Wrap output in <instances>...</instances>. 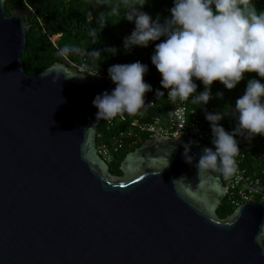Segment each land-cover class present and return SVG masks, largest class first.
<instances>
[{"label": "water", "instance_id": "95a60500", "mask_svg": "<svg viewBox=\"0 0 264 264\" xmlns=\"http://www.w3.org/2000/svg\"><path fill=\"white\" fill-rule=\"evenodd\" d=\"M7 1L0 0V264H264L255 241L264 204L220 218L224 176L199 175L195 166L212 142L152 139L113 175L98 153L105 119L92 103L111 92V80L65 63L29 75L23 54L33 10L8 15ZM190 141L198 142L193 163L183 156Z\"/></svg>", "mask_w": 264, "mask_h": 264}, {"label": "clouds", "instance_id": "9594fccd", "mask_svg": "<svg viewBox=\"0 0 264 264\" xmlns=\"http://www.w3.org/2000/svg\"><path fill=\"white\" fill-rule=\"evenodd\" d=\"M121 2L128 8L125 19L135 25L131 34L124 38L125 51L159 41L151 62L162 74L160 83L168 90V97L173 101L191 98L193 103L205 106V118L210 123L215 147L202 148L195 165L199 175L215 170L225 178L230 177L236 170L235 157L240 152L237 137H244L251 143L257 136H264V10L257 8L256 0H173L170 15L161 22L143 10L148 0ZM119 12L118 6L107 13L101 12L97 21L99 27L92 28L90 35L96 38L107 27V17L119 15ZM119 51L116 46H107L94 50L93 55L106 52L115 56ZM148 72L149 66L139 60L109 66L108 76L115 87L111 92L105 90L97 94L92 101L98 109L97 119L136 114L143 108L146 93L153 90L152 84L145 81ZM247 73H256L259 78L247 79L244 93L234 105L224 110L207 109L214 98L212 86L216 81L232 90L245 80ZM197 81L203 84L202 91H198ZM155 94L163 96L165 92L156 89ZM223 95L222 91L215 93V97ZM226 119L236 121L231 130L222 123ZM197 143H184L186 162L193 163L191 146ZM169 157L165 167L170 163ZM179 180H174V185ZM255 241L264 251V223H260Z\"/></svg>", "mask_w": 264, "mask_h": 264}, {"label": "trees", "instance_id": "16d2710c", "mask_svg": "<svg viewBox=\"0 0 264 264\" xmlns=\"http://www.w3.org/2000/svg\"><path fill=\"white\" fill-rule=\"evenodd\" d=\"M19 6H22L25 10L32 9L34 14L29 22L32 29L28 33L27 51L23 54L25 70L29 75H39L56 63L80 65L87 61L91 65L105 67L108 76L109 66L139 60L149 66L145 81L151 83L155 90H162L159 84L162 74L151 62L155 44L159 41L150 43L148 47H135L140 54L138 58L123 50L124 38L131 34L135 25L125 19L128 8L121 0H8L7 14L11 15L12 11ZM117 6L120 9L119 15L108 16L107 27L96 38H93L90 31L94 27H99L97 23L99 14L101 12L107 13L112 7ZM172 6L173 0H148L143 10L149 12L154 19L159 18L163 22L164 17L170 15L169 9ZM256 6L258 9L264 10V0H256ZM107 46H116L120 51L115 56H110L106 52L99 56L93 55L94 50H103ZM251 77L259 78L256 73H247L245 80L241 81L232 90H227L219 81H216L212 86L214 98L206 106L207 109L210 111L224 110L228 106L234 105L235 100L243 95L247 79ZM262 82H264V79H262ZM197 83L199 85L198 91H202L203 84L200 81H197ZM218 91H222L224 95L215 97V93ZM188 107L191 111L198 112L205 118V106L203 104L193 103L189 98ZM145 113L147 115L146 120L149 121H152L155 117L167 120L171 113L170 104L164 95L158 96L156 108L149 110L145 103V106L136 114H133L132 117L142 116ZM222 123L226 129L231 130L236 121L226 119ZM207 126L211 129L209 122H207ZM126 127V125L119 126L111 134H115ZM110 136L106 132L105 122L103 121L99 127V145L103 138L108 140ZM237 138L241 140L244 151L251 152L245 165H248L253 173H258L264 178V136H257L251 143L244 137ZM146 142H148L147 138L138 146L127 145L122 150L118 162L110 165L112 174L122 176L121 165L127 155L142 147ZM235 210L225 200L218 213L220 218L226 219Z\"/></svg>", "mask_w": 264, "mask_h": 264}, {"label": "built area", "instance_id": "2783aa9c", "mask_svg": "<svg viewBox=\"0 0 264 264\" xmlns=\"http://www.w3.org/2000/svg\"><path fill=\"white\" fill-rule=\"evenodd\" d=\"M123 50L125 51L124 47ZM127 52V51H126ZM130 55L138 58L139 53L135 48ZM81 73L88 74L90 76L110 79L107 76V71L105 67L99 65H91L84 61L80 65L68 64ZM162 75L160 77V81ZM162 91L165 92L164 96L168 100L171 108L170 116L167 120L161 117H155L152 121L146 120V113L142 116H133V114L124 113L118 115L110 120H104L106 132L111 136L108 140H101L98 143V153L101 158L109 165L117 163L120 154L127 145L138 146L143 142L145 138L149 140L172 136V137H183L186 135H191L197 137L200 142L211 143L212 142V132L207 126V120L204 116L200 115L198 112L191 111L188 107L187 100H175L173 101L167 95L168 90L163 89L161 83ZM112 82V80H111ZM113 87L115 84L112 82ZM156 90L153 88L151 92L146 95V107L151 110L158 105V96H156ZM127 127L119 130L115 134L113 131L119 126ZM99 139V134H98ZM240 142V152L235 157V172L228 178L224 177L225 184L229 187V192L226 200L235 209L239 208L241 205L249 202H261L264 204V178L258 173H253L248 165H245L250 151H244L242 147V142Z\"/></svg>", "mask_w": 264, "mask_h": 264}]
</instances>
